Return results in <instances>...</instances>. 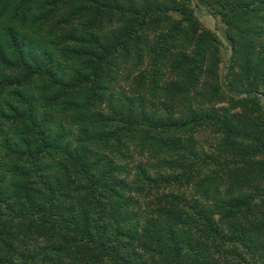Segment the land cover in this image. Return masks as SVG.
<instances>
[{
	"label": "trees",
	"instance_id": "trees-1",
	"mask_svg": "<svg viewBox=\"0 0 264 264\" xmlns=\"http://www.w3.org/2000/svg\"><path fill=\"white\" fill-rule=\"evenodd\" d=\"M0 264H264V0H0Z\"/></svg>",
	"mask_w": 264,
	"mask_h": 264
},
{
	"label": "rangeland",
	"instance_id": "rangeland-1",
	"mask_svg": "<svg viewBox=\"0 0 264 264\" xmlns=\"http://www.w3.org/2000/svg\"><path fill=\"white\" fill-rule=\"evenodd\" d=\"M201 12H206L205 10H203L202 9V7H201V11L200 12H197V14H198V16H200V20L206 25V26H208V27H210V28H212L214 31L216 30L215 29V25L217 24V27H218V29H219V27L220 28H222V23H221V21H220V19L218 18V17H211V16H208V14H206V13H202V14H200ZM228 55H229V51L228 50H223V52H222V57L225 59V58H227L228 57ZM225 104V103H224ZM196 138H197V140L201 143V146H203L204 147V149H207L208 148V146L213 142V141H215V138H213L212 137V135H211V133L210 132H207L206 130L204 131V132H200V133H197L196 134ZM129 166H130V168H133V163L132 162H129ZM127 170H129L130 171V169H127ZM133 170V169H132ZM128 177V179L130 180L131 178H132V176H127ZM127 179V180H128ZM5 179H3V181H4ZM170 189H172L173 191H176V189L175 188H172V187H170L169 189H168V191L170 190ZM184 194H185V197L187 198V199H189V198H192V197H195V196H198V195H196L195 193H193L192 192V190H190V189H187L185 192H184ZM200 198V199H199ZM198 199H199V202L201 203V204H206V205H209L210 203V199H208L206 196L205 197H201V196H198ZM191 203V202H190ZM142 224H144V222L143 221H141V223H140V225H142Z\"/></svg>",
	"mask_w": 264,
	"mask_h": 264
}]
</instances>
